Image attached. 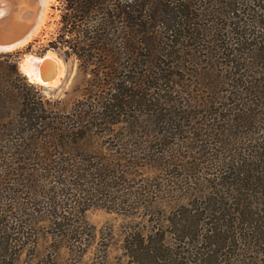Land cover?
<instances>
[{
    "label": "trees",
    "instance_id": "1",
    "mask_svg": "<svg viewBox=\"0 0 264 264\" xmlns=\"http://www.w3.org/2000/svg\"><path fill=\"white\" fill-rule=\"evenodd\" d=\"M208 1L214 9L230 4L233 13L247 11L241 5L248 1L264 3V0ZM194 2L64 0L59 32L62 44L56 49L65 60L75 55L85 64L86 73L102 81L99 86L83 91L82 99L70 113L49 110L42 96L31 93L29 86L32 85L19 68L20 52L0 53V264H7L9 255L35 235L43 222L54 232L82 233L84 224H73L67 219L74 214L84 220L89 208L80 206L81 202L72 209L60 205L59 194L67 189L68 181H75L73 188L78 200L96 195L106 187L110 189V196L114 195L113 201H128L126 192L109 184L96 183L120 180L129 174L125 163L121 164L126 157L113 167L95 162V158H107L106 149H101L99 141L114 133L111 128V132L100 129L98 121L104 119L107 110L124 109L128 105L130 110L143 113L147 121L156 118V139L176 138L183 132L182 122L168 117L167 109L161 111L165 100L161 102L160 97L154 96L174 81L176 74L182 79L179 85L184 86L185 72L194 77L191 85L203 84L213 92L205 99L193 90L186 101L204 104L214 116L213 123L202 129L205 138L191 147L193 156H183L181 160L190 159L189 167L193 165L197 170L199 166L212 168L214 181L208 189H188L186 202L172 207L166 218L172 229L171 238L189 245L180 247L181 253L188 254L189 264H216L220 256L232 258L234 249L244 250L246 246L256 247V252L264 255V101L261 95L264 93V50L254 53L252 48H239L236 43L222 47L221 73L214 72L213 62L207 68L209 64L200 62V54L205 52L212 57V48L206 45L205 27L198 22L199 15L192 8ZM259 8L256 12L260 16L259 30L252 35L260 37L264 43V4H259ZM178 45L184 46L186 60L183 64L169 59V67L160 68L161 75H156V81L149 85L150 94L137 92L136 87L143 85L144 78L130 75V67L136 66L132 52L155 48L165 51L164 56L172 57L178 52L175 50ZM66 46L71 50H63ZM119 50L127 54L123 67V61L117 58ZM190 63L195 68L190 70L186 66ZM92 65L94 68L89 72ZM106 78L108 82H104ZM110 79L118 80L110 82ZM88 81L96 82L93 78ZM105 89L109 91L104 96ZM138 96L142 100H136ZM181 101H177L180 113L187 108L196 109L195 105ZM116 124L111 123V127ZM243 127L248 128L246 132L241 131ZM228 131L234 134L240 146L227 154L226 144L232 136L228 135V140L222 137ZM128 141L139 150L141 143L146 142L135 133ZM159 146L158 142L153 144L156 150L150 159L160 162L165 157L168 160L175 157L166 155ZM136 149L135 155L145 158L150 155L143 151L136 153ZM178 167L181 168V164ZM256 189L261 200L253 204L249 197ZM132 196L134 193L129 197ZM42 216L45 218L41 219ZM166 236L161 223H156L148 234L138 233L131 241L135 245L134 255H141L136 264H147L144 257L151 258L154 264H173ZM232 242L237 244L231 245ZM184 259L176 264H187Z\"/></svg>",
    "mask_w": 264,
    "mask_h": 264
},
{
    "label": "rangeland",
    "instance_id": "2",
    "mask_svg": "<svg viewBox=\"0 0 264 264\" xmlns=\"http://www.w3.org/2000/svg\"><path fill=\"white\" fill-rule=\"evenodd\" d=\"M48 4V17L39 33L29 43L11 52H20L19 68L22 76L32 85V87L29 86L31 93L42 96L49 110L70 113L77 107L78 101L82 99L81 94L83 91L86 92V89H89V87L92 89L95 85L99 86L98 83H102V81L92 77L91 73H86L85 64L75 55L70 56L68 60L60 55L56 47H61L62 44L59 39V32L64 0H49ZM259 4L263 5L264 3L262 1H257L255 4L249 1L245 2L241 6L247 8V11L241 10L233 13L230 4L214 9L209 6L208 0H195L192 8L199 15V24L205 27L203 32H205L206 45L212 48V51H210L212 57H208L205 52L200 54V62L203 65L209 64L206 66L209 68L210 62H213L214 72L220 74L222 62L224 61L222 47L228 48L234 46L235 43L238 44L239 48L244 47L248 50L252 48L254 53H260L264 50L262 39L252 35V32L259 30L258 19L260 16L259 13H256L260 9ZM261 20L259 21L261 22ZM239 42H242V45ZM255 45H257L256 48H254ZM66 49L71 50L68 46L63 50ZM175 50H178V52L172 57L164 56L165 51L155 50V48L138 49L132 52L136 66L130 67V75L136 79L138 77L144 78L143 85L140 88L137 85V92L143 95L146 92L150 94L149 85L156 81V75H161L160 68L169 67V59L174 58L183 64L186 60L184 46L178 45ZM47 51L61 57L63 61L62 68H64V76L63 74L61 76L63 79L54 85H41L30 82L21 68L23 59L30 54L40 56ZM125 52V50H119L118 53L120 54L117 55V58L123 61L122 67L124 62L127 61ZM186 66L190 70L195 68L192 63ZM92 68H94V65L89 68V72ZM184 74V86L179 85L178 81L182 79L176 74L173 77L174 81L164 86L163 90H158L157 95L154 96V98L160 97L161 102L165 100V104L162 103L164 107L161 111L164 112L167 109L168 117L182 122L183 132L177 134L176 138L171 137L170 140L166 141L163 140L164 137L156 139L158 130V125L155 122L156 118L152 117L147 121V117L143 113L130 110L128 105H125L124 109L107 110L104 119L98 121L100 129L111 132V128L114 129V133L99 141L101 149H106L107 158L98 157L95 158V162H105L113 167L120 162V159L126 157V161H122L121 164L125 163L124 166L129 174L120 180H111V182L98 180L96 183L109 184L115 186L121 192H126V198H129L128 201L126 203L113 201L114 195L110 196V189L106 187L100 189L96 195L87 196L85 200H78V193L73 188L75 181H68L66 183L67 189L59 194L60 205L61 207L69 206L72 209V206H78L81 202L80 206L89 208L85 212L84 220L74 214L67 219V222L73 224H84L85 227L82 228V233L75 235L65 233V231L54 232L43 222L35 235L28 238L25 243L18 245L17 249L9 255L7 264H136L141 255H134L135 245L131 241L136 238L138 233L148 234L156 223H161L163 230L167 233V243L170 245V256L172 255L173 264L179 263L183 257L186 258L184 261L189 264L188 254L180 252L181 246L182 248H188L189 245L181 240L171 238L170 231L172 229L168 226L166 218L173 210L174 205L186 202L185 193L188 189H208L213 184L214 177L211 173L213 171L210 170L212 168L199 166L197 170L193 165L189 167L191 165L189 157V160L183 159L184 161L181 158L183 156H193L191 147L196 146L205 138L202 129L209 123H213L211 121L214 113L204 104L199 105L196 101H186L189 93L193 90L205 99H209L213 92L203 84L200 87L191 85L190 81H193L194 77H191L188 72ZM116 76H119V74ZM91 78L95 79V84H90L88 79ZM114 80L118 79H110V82ZM108 81V78H106L104 82ZM108 89L104 90V96L109 91ZM174 90L176 95H174ZM261 95H263L262 100L264 101V93H261ZM139 99L142 100L139 96L136 97V100ZM181 100L184 101V104L195 105L196 109L190 110V108H187L186 112L180 113L177 111V101ZM113 122L117 124L112 128L111 123ZM193 126H196V129ZM202 126L203 128H201ZM247 129V127H243L241 131L246 132ZM259 131L260 129L256 132L254 139L258 137ZM134 133L139 136L141 141L143 139L146 141L141 143V150L134 148L128 141V138ZM228 135H231L232 139L229 144H226V148H229L226 149L227 154L231 149L234 151L235 148L239 149L240 146V143L235 141L236 138L232 132H226L222 138L226 139ZM156 142L160 144L159 147H162V151L165 150L166 155L175 157L169 160L165 157L160 162L150 159L152 154H155L153 151L156 148L153 147V144ZM135 149L136 153L143 151L145 154L150 155H146V158L144 155H135L133 153ZM155 156L158 157L159 155ZM157 157L153 158L157 160ZM178 164H181V168L178 167ZM184 164H186V167ZM69 186L71 187L69 188ZM257 192L256 189L255 194L249 197L250 202L253 204L261 200V196H257ZM131 193H134V196L129 197ZM73 198L75 200H71ZM257 208L258 205L255 209L257 210ZM44 218V216L41 217V219ZM233 244L237 243L232 242L231 245ZM231 253L234 254L232 258L220 256V260L216 264H219L220 261L223 264H264V255L258 254L256 247L246 246L244 250L234 249V252ZM142 259L147 264H154L151 258L144 257ZM175 259H177V262H175Z\"/></svg>",
    "mask_w": 264,
    "mask_h": 264
},
{
    "label": "water",
    "instance_id": "3",
    "mask_svg": "<svg viewBox=\"0 0 264 264\" xmlns=\"http://www.w3.org/2000/svg\"><path fill=\"white\" fill-rule=\"evenodd\" d=\"M30 3L31 0H11L7 15L0 20V53L11 52L10 49L24 40L32 29L33 23L36 21V10ZM32 19L34 21L31 23ZM48 53L49 51L40 56L34 55L37 57L32 62L35 66L36 76L35 80H31L26 75L30 82L45 85L59 76V61L62 66L63 61L57 54L54 53V58Z\"/></svg>",
    "mask_w": 264,
    "mask_h": 264
},
{
    "label": "bare ground",
    "instance_id": "4",
    "mask_svg": "<svg viewBox=\"0 0 264 264\" xmlns=\"http://www.w3.org/2000/svg\"><path fill=\"white\" fill-rule=\"evenodd\" d=\"M11 3V0H0V20L1 18H3L4 16L7 15V9L9 7ZM49 0H31V6H33L35 8V13H36V21L33 23V27L32 29L29 31L28 35L24 38V40H22L21 42H19L17 45H15L14 47H12L10 50H14L16 48H19L27 43H29L38 33L39 31L42 29L43 25L45 24L47 17H48V9H49ZM34 20L32 19L31 23ZM49 56H52L55 58L54 53L49 52L48 53ZM37 57L30 54L28 56H26V59L24 61H22L21 63V68L22 70H24L25 75H28L29 78L31 80H35V76H36V72H35V66L32 62H34V60H36ZM59 67H60V74L59 76L52 82L47 83L45 85H54L59 83V80H62L63 77V70L64 68H62L63 66L61 65V62L59 61ZM64 76V74H63Z\"/></svg>",
    "mask_w": 264,
    "mask_h": 264
}]
</instances>
